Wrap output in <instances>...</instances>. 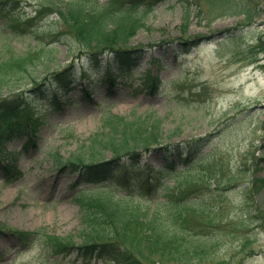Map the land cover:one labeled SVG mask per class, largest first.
Instances as JSON below:
<instances>
[{"label":"rangeland","instance_id":"obj_1","mask_svg":"<svg viewBox=\"0 0 264 264\" xmlns=\"http://www.w3.org/2000/svg\"><path fill=\"white\" fill-rule=\"evenodd\" d=\"M210 1L203 0L207 12L202 15H198L195 0L157 3L146 26L127 43L146 45V53L132 74L118 78L112 93L108 84L98 80L106 71L104 63L95 66L82 59L74 65L72 83L48 86L50 92L59 91L58 104L44 110L40 104L47 94L35 96L29 113L40 120L33 144L24 125L19 130L7 129L6 149L17 153V162L10 168L9 181L0 167V222L5 229L0 235V264H50L39 243L16 255L18 241L12 230L78 237L80 205L73 197L87 185L72 187L79 176L59 171L54 160L68 157L80 140L100 131L106 106L128 118L134 114L158 117L165 128L180 133L172 141L209 137L202 153L218 150L228 166L226 178L230 175L234 185L229 190H220L212 178L198 184L194 193L196 201L208 208L203 214H189L190 226L216 236L205 258L166 264H264V0H240L245 7L239 10L227 8L221 0ZM37 2L22 0L21 8L12 13L20 18L32 16ZM7 19L0 14V54L8 49L21 53L36 43L24 23L11 32ZM183 34L203 40L185 46L188 50L184 52L180 42L163 45ZM66 49L62 44L59 47L58 58L63 63L70 60ZM148 71L162 81L155 93L143 84ZM46 73L42 82L53 75ZM86 84L92 94L82 97ZM173 88L184 89V93ZM236 120L243 121L233 125ZM161 155L143 154L141 166L146 172L164 166ZM175 160L177 156H170L166 161ZM167 183L173 185L174 180ZM113 189L127 192L115 185ZM165 193L164 189L159 199H165ZM90 264L121 263L99 257Z\"/></svg>","mask_w":264,"mask_h":264},{"label":"trees","instance_id":"obj_2","mask_svg":"<svg viewBox=\"0 0 264 264\" xmlns=\"http://www.w3.org/2000/svg\"><path fill=\"white\" fill-rule=\"evenodd\" d=\"M21 1L0 0V14L9 16L6 28L16 32L24 23L36 38V43L21 53L8 49L0 54V167L7 181L12 177L10 168L17 162V153L6 149L10 138L7 129L19 130L24 125L32 143L40 119L29 112L35 96L42 91L46 71L53 73L49 80L68 86L77 61L87 59L95 66L104 63L106 71L98 80L108 84L112 93L118 78L132 74L147 50L146 45L127 43L146 26L157 3L164 0H37L34 14L20 18L14 13L21 8ZM195 2L198 15L207 12L203 0ZM221 3L227 8L234 6L235 10L242 6L240 0ZM175 39L178 40L163 45L180 42V51L184 52L188 50L185 46L203 40L188 34L170 40ZM61 44L70 56L65 63L58 58ZM143 84L152 93L162 87L159 75H151L150 71L145 73ZM173 89L184 93V89ZM81 90L82 97L92 92L88 86ZM58 94H47L40 106L48 110L58 104ZM101 120V132L80 140L68 157L58 156L54 160L59 171L79 175L72 187L87 185L73 197L80 205L82 228L78 237L15 229L12 233L18 241L16 255L39 243L50 264H70L72 259L74 264H90L99 257L121 264H166L175 260L189 263L204 259L216 236L206 234L197 225L191 227L189 214H203L208 208L194 197L198 184L213 178L220 190L234 186L232 177L226 178L228 166L222 162L221 152L202 153L209 137L196 142L172 141L180 133L165 128L151 114L128 118L104 107ZM242 121L236 120L233 125ZM148 153L162 154L164 159H185L146 172L141 159ZM168 180H174V184H168ZM113 185L127 192L117 193ZM164 189L165 199H159ZM4 230L0 222V235Z\"/></svg>","mask_w":264,"mask_h":264}]
</instances>
